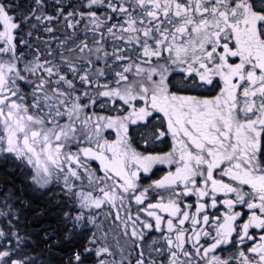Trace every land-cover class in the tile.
I'll use <instances>...</instances> for the list:
<instances>
[{
  "label": "snow or ice",
  "instance_id": "obj_1",
  "mask_svg": "<svg viewBox=\"0 0 264 264\" xmlns=\"http://www.w3.org/2000/svg\"><path fill=\"white\" fill-rule=\"evenodd\" d=\"M0 264H264V0H0Z\"/></svg>",
  "mask_w": 264,
  "mask_h": 264
}]
</instances>
